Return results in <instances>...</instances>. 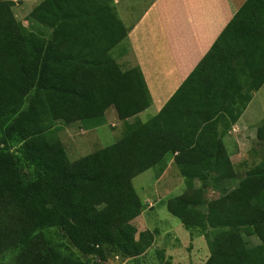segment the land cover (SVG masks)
<instances>
[{"label": "trees", "instance_id": "16d2710c", "mask_svg": "<svg viewBox=\"0 0 264 264\" xmlns=\"http://www.w3.org/2000/svg\"><path fill=\"white\" fill-rule=\"evenodd\" d=\"M24 1L0 0V264L141 255L154 235L132 223L146 208L132 179L151 168L158 177L170 158L186 190L165 207L204 237V264H264V154L233 163L218 131L264 84V0L241 5L159 113L75 160L64 126L102 124L109 107L126 121L151 97L141 70L110 55L128 29L109 0H40L28 25L13 12ZM255 140L264 145V120ZM207 188L227 205L208 212Z\"/></svg>", "mask_w": 264, "mask_h": 264}, {"label": "crops", "instance_id": "0c3cea01", "mask_svg": "<svg viewBox=\"0 0 264 264\" xmlns=\"http://www.w3.org/2000/svg\"><path fill=\"white\" fill-rule=\"evenodd\" d=\"M245 1L149 0L136 16L127 18L133 10L132 1L109 0L128 29L125 38L110 50V55L122 69L138 67L141 70L151 97L150 105L129 117L126 124L144 123L161 111ZM261 88L252 92L250 101ZM178 101L172 105L173 114L184 105ZM245 109L226 132L222 126L218 127L233 163L246 159L247 150H242L244 139L253 137L248 130L255 124L250 126L252 121L244 118ZM141 113L152 114L146 120H136ZM171 163H174L172 158L166 168Z\"/></svg>", "mask_w": 264, "mask_h": 264}, {"label": "rangeland", "instance_id": "374dc122", "mask_svg": "<svg viewBox=\"0 0 264 264\" xmlns=\"http://www.w3.org/2000/svg\"><path fill=\"white\" fill-rule=\"evenodd\" d=\"M39 1L25 0L21 4H16L13 8L16 18L24 25H28L27 15ZM131 1L133 10L127 18L136 16L142 7H145L149 2V0ZM254 96L246 107L243 116L246 119L249 118L252 121L250 126L255 124L254 128H256L264 120V84ZM151 114L141 113V116L135 119L146 120ZM125 127L126 122L117 117L113 107H109L105 111L102 124L91 127L84 122L71 123L64 126L58 132V136L65 146L68 158L75 160L115 142L121 137ZM254 128L248 130V133L253 137L247 136V139H244L245 146L242 148V150L244 148L245 151L247 150L245 157L249 158V163H253V165L264 154V145L259 146L255 142ZM255 144L257 146L254 148ZM164 170L156 177L151 168L132 179L137 194L146 204V208L132 220V223L135 225L137 233L146 229L152 231L153 243L137 257L113 256L102 264H204L208 258L209 251L204 237L197 234L191 235L184 229L182 223L167 211L166 200L181 194L186 190V185L174 163H171ZM237 171L239 175H245L246 172H249L241 169ZM204 204L208 212L227 205L225 198L221 197L217 190L211 188L205 190Z\"/></svg>", "mask_w": 264, "mask_h": 264}]
</instances>
